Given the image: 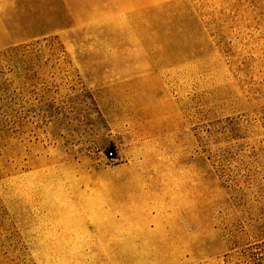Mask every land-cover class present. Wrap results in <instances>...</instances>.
<instances>
[{"label": "rangeland", "instance_id": "rangeland-1", "mask_svg": "<svg viewBox=\"0 0 264 264\" xmlns=\"http://www.w3.org/2000/svg\"><path fill=\"white\" fill-rule=\"evenodd\" d=\"M0 264H264V0H0Z\"/></svg>", "mask_w": 264, "mask_h": 264}, {"label": "built area", "instance_id": "built-area-1", "mask_svg": "<svg viewBox=\"0 0 264 264\" xmlns=\"http://www.w3.org/2000/svg\"><path fill=\"white\" fill-rule=\"evenodd\" d=\"M112 159V158H111Z\"/></svg>", "mask_w": 264, "mask_h": 264}]
</instances>
